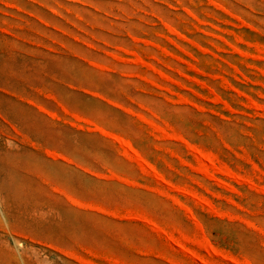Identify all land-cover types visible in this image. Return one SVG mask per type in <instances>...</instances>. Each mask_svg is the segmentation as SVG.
<instances>
[{"label":"rangeland","instance_id":"1","mask_svg":"<svg viewBox=\"0 0 264 264\" xmlns=\"http://www.w3.org/2000/svg\"><path fill=\"white\" fill-rule=\"evenodd\" d=\"M245 261L264 0H0V264Z\"/></svg>","mask_w":264,"mask_h":264},{"label":"bare ground","instance_id":"2","mask_svg":"<svg viewBox=\"0 0 264 264\" xmlns=\"http://www.w3.org/2000/svg\"><path fill=\"white\" fill-rule=\"evenodd\" d=\"M118 140L121 142V143H123L124 145H125V143L127 144V141H125L124 139H122V138H120V137H118ZM127 145H129V144H127ZM135 152V151H134ZM203 154V153H202ZM137 155V154H136ZM203 156H205V157H207V155H203ZM210 159V158H209ZM212 167H213V164H212ZM153 169H155L154 167H152ZM213 169V168H212ZM214 169H215V166H214ZM222 170V172H225V173H228V174H231L232 172L229 170V169H225L224 167L221 169ZM153 171H155V170H153ZM235 175V174H234ZM179 243H180V241H178ZM212 248H214V247H212ZM214 250L216 251V249L214 248ZM217 252V251H216ZM202 261V260H201ZM202 262H206V261H202ZM244 264H248V261H247V263H246V261L244 262Z\"/></svg>","mask_w":264,"mask_h":264}]
</instances>
